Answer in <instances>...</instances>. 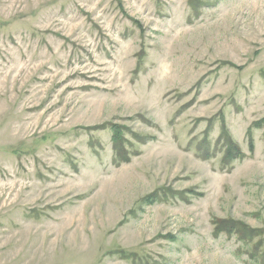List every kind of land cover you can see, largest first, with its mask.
Wrapping results in <instances>:
<instances>
[{
	"label": "rangeland",
	"instance_id": "1",
	"mask_svg": "<svg viewBox=\"0 0 264 264\" xmlns=\"http://www.w3.org/2000/svg\"><path fill=\"white\" fill-rule=\"evenodd\" d=\"M0 264H264V0H0Z\"/></svg>",
	"mask_w": 264,
	"mask_h": 264
},
{
	"label": "trees",
	"instance_id": "2",
	"mask_svg": "<svg viewBox=\"0 0 264 264\" xmlns=\"http://www.w3.org/2000/svg\"><path fill=\"white\" fill-rule=\"evenodd\" d=\"M249 140H251V139H249ZM238 155H239V150L236 148L235 145L230 144V146L228 147V149L226 151V156L229 157L230 159H233V158H236Z\"/></svg>",
	"mask_w": 264,
	"mask_h": 264
}]
</instances>
